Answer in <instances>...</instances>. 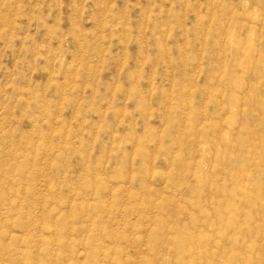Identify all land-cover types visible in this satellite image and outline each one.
<instances>
[{"label":"rangeland","instance_id":"obj_1","mask_svg":"<svg viewBox=\"0 0 264 264\" xmlns=\"http://www.w3.org/2000/svg\"><path fill=\"white\" fill-rule=\"evenodd\" d=\"M0 264H264V0H0Z\"/></svg>","mask_w":264,"mask_h":264}]
</instances>
